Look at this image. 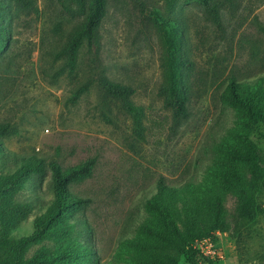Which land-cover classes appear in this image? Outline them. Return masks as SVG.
<instances>
[{
	"label": "rangeland",
	"instance_id": "rangeland-1",
	"mask_svg": "<svg viewBox=\"0 0 264 264\" xmlns=\"http://www.w3.org/2000/svg\"><path fill=\"white\" fill-rule=\"evenodd\" d=\"M213 1L220 26L197 0H105L96 42L89 47L82 39L71 48L87 6L72 0H29L27 6L0 0V28H6L8 40L0 48V124L12 129L3 138L0 171L16 170L13 157H38L63 169L94 159L92 175L70 190L91 201L76 222L90 225L88 241L98 252L97 264H127L121 253L150 218L145 204L161 178L170 186L207 180L237 128L236 111L223 101L230 79L264 77V0ZM167 40L177 42L193 64L186 119L175 118L159 94ZM102 78L135 89L130 100L143 108L141 136L122 102L99 86ZM250 139L261 172L255 199L264 209V125L258 124ZM52 187L50 171L34 176L14 195L16 202L30 205L16 213L15 226L0 215V264L14 256L12 244L34 233L36 219L52 203ZM223 204L226 229L215 235L219 258L196 259L200 264H264V213L244 219L234 192L225 194ZM59 245L43 240L24 257L30 259L42 247L53 252ZM179 264L189 260L183 257Z\"/></svg>",
	"mask_w": 264,
	"mask_h": 264
},
{
	"label": "trees",
	"instance_id": "trees-1",
	"mask_svg": "<svg viewBox=\"0 0 264 264\" xmlns=\"http://www.w3.org/2000/svg\"><path fill=\"white\" fill-rule=\"evenodd\" d=\"M14 1L23 6L30 4L29 0ZM72 1L87 6V15L70 46L76 48L82 39H86L92 47L106 16L105 0ZM197 2L204 7L213 23L220 26L218 5L213 0ZM260 30L264 33V25ZM6 32V28H0V48L8 42ZM179 46L177 42L167 40L161 63L163 81L159 94L163 97L164 107L170 109L175 118L186 119L189 116L190 93L188 72L193 64L183 57ZM99 86L109 96L122 102L123 109L135 119L136 132L141 136L144 130L141 123L143 108L135 106L130 100L135 89L106 78L100 79ZM86 88L82 87L76 97ZM223 101L236 111L237 128L232 132V143L220 150L205 182L170 186L162 178L158 181L157 193L145 204L150 218L137 230L134 239L127 241L123 249L125 257L121 253V261L127 264H179L186 257L189 264H200L196 259V255L199 258L200 254L193 245L198 240H217L215 235L226 229L223 202L227 192L239 195L244 219L250 221L264 213L255 199L261 172L256 146L250 139L251 131L258 124L264 125V77L254 82H239L231 78ZM11 132L10 124H0V157L5 155L3 138ZM12 159L18 164L16 170L7 174L0 171V215H7L6 219L15 226V220L19 219L16 213H24L30 205L16 202L14 195L21 192L34 176H42L47 171L51 172L53 200L47 212L36 219L34 233L10 246L9 251L14 256L4 264H97L98 252L88 241V237L92 236L91 227L86 221L83 224L76 222L77 213L87 208L91 201L70 190L72 184L92 175L95 160L63 169L55 162L48 164L38 157ZM248 173L251 174L250 179ZM76 233H79L78 237L83 233L85 241L80 242ZM47 239H55L60 245L53 252L42 247L33 257L25 259L32 246Z\"/></svg>",
	"mask_w": 264,
	"mask_h": 264
},
{
	"label": "built area",
	"instance_id": "built-area-1",
	"mask_svg": "<svg viewBox=\"0 0 264 264\" xmlns=\"http://www.w3.org/2000/svg\"><path fill=\"white\" fill-rule=\"evenodd\" d=\"M216 241L213 239L198 240L194 243L193 247L202 258L206 257L208 260H215L219 258Z\"/></svg>",
	"mask_w": 264,
	"mask_h": 264
}]
</instances>
